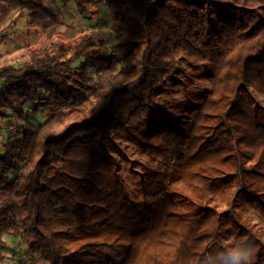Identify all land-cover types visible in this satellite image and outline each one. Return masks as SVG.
Masks as SVG:
<instances>
[{
	"label": "trees",
	"instance_id": "16d2710c",
	"mask_svg": "<svg viewBox=\"0 0 264 264\" xmlns=\"http://www.w3.org/2000/svg\"><path fill=\"white\" fill-rule=\"evenodd\" d=\"M50 1L0 0L1 40L26 26L0 62V264H264V0H60L113 23L76 40ZM112 136L159 167L139 200Z\"/></svg>",
	"mask_w": 264,
	"mask_h": 264
},
{
	"label": "rangeland",
	"instance_id": "374dc122",
	"mask_svg": "<svg viewBox=\"0 0 264 264\" xmlns=\"http://www.w3.org/2000/svg\"><path fill=\"white\" fill-rule=\"evenodd\" d=\"M50 2L54 7H58L60 11L63 12L62 15L64 18V25L61 28H59L58 35L54 37L55 40L60 39L61 37H65L68 40H76L79 39L81 36L85 35L86 34L85 32L87 31H92L93 33L99 32V36L104 39L107 36H110V32L113 28V23L109 16L106 15L107 17H105V19H101L100 22L98 21V25L94 26L92 20L95 18V13L97 10L95 6L90 5L89 8L87 9V11L90 12L93 17V18L91 17L92 20H90V19H86V17L88 16L84 14L82 15V11H80L77 8H74L72 4L63 5L60 0H51ZM208 5L213 13H217L219 9L223 8L222 6H220L219 8L218 5L212 4V2H210ZM224 7L229 8V6H224ZM233 10L236 12H240L237 9H233ZM231 11L230 10L226 11L225 15L239 16V13L237 14L228 13ZM12 16H14V12L11 13L9 12L7 17L4 19V22L6 23L3 24L0 23L1 24L0 26L2 28L5 27L8 23L7 21L11 20ZM95 20L96 18L94 19V21ZM15 25L16 26H11L6 31L7 37L3 41L0 38V62H3L2 59H8L5 62L9 61L22 48L21 47L22 42L19 43L20 45L17 46L18 42L20 41V37H22V35L19 36L18 33L25 32L26 26L23 20L19 21ZM31 40H35V38H32ZM7 51L10 53H7ZM184 76L185 74L182 70L176 71L175 77L184 78ZM69 81L72 82V79L69 78ZM166 81L168 82L167 87L172 91L170 96H174V97L182 96L181 84L176 83L175 85H172L175 82V80L174 81L171 80L170 77H168ZM160 93L163 96L166 95L169 96L170 94L168 91H160ZM7 114L9 113L7 112ZM106 143L109 147V150L113 154H115L118 160L120 161V169L128 192L135 199L139 200L141 198L142 188L146 184L147 176L159 170V167L157 165L150 164L146 159H144L139 155L138 150L134 146L122 141L121 139H118L116 136H112L106 139ZM2 154H3L2 149L0 148V158ZM4 237L7 238L6 234H4Z\"/></svg>",
	"mask_w": 264,
	"mask_h": 264
},
{
	"label": "clouds",
	"instance_id": "9594fccd",
	"mask_svg": "<svg viewBox=\"0 0 264 264\" xmlns=\"http://www.w3.org/2000/svg\"><path fill=\"white\" fill-rule=\"evenodd\" d=\"M254 251L255 249L242 250L240 248H235V249H231L229 254L232 256L233 260L237 262V264L241 260H243L245 264H250V261L253 260Z\"/></svg>",
	"mask_w": 264,
	"mask_h": 264
}]
</instances>
